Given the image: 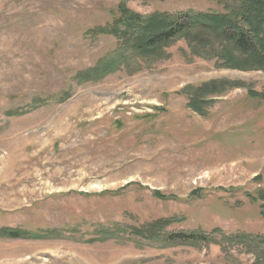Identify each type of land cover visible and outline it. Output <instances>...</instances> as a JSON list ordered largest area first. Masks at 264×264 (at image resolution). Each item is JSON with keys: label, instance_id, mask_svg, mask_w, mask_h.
<instances>
[{"label": "rangeland", "instance_id": "374dc122", "mask_svg": "<svg viewBox=\"0 0 264 264\" xmlns=\"http://www.w3.org/2000/svg\"><path fill=\"white\" fill-rule=\"evenodd\" d=\"M123 2L222 10L0 0V228L29 233L0 236V264H264V69L224 64L218 39L137 53L100 30Z\"/></svg>", "mask_w": 264, "mask_h": 264}, {"label": "trees", "instance_id": "16d2710c", "mask_svg": "<svg viewBox=\"0 0 264 264\" xmlns=\"http://www.w3.org/2000/svg\"><path fill=\"white\" fill-rule=\"evenodd\" d=\"M214 1L222 6V10H190L177 14L154 12L147 16L131 11L123 2L119 7L120 16L112 25L100 30L120 36L133 51L151 57L162 54L164 47L179 36H186L194 42L195 54H200L202 48H211L214 40L218 39L225 44L221 54H218L225 59L224 64L243 69H264V0ZM126 58L117 55L81 72V75L87 80L100 79L116 70ZM261 214L264 217V204ZM161 224H164L162 219L151 224L149 229L153 230ZM28 234L10 227L0 228V236L27 238ZM152 234L155 235L154 232ZM199 236L203 235L197 231L171 235L174 240L196 239Z\"/></svg>", "mask_w": 264, "mask_h": 264}]
</instances>
